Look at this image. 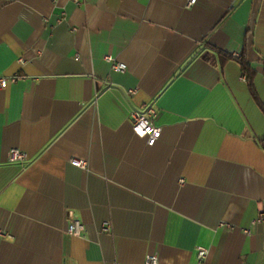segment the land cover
Wrapping results in <instances>:
<instances>
[{
	"label": "crops",
	"instance_id": "obj_1",
	"mask_svg": "<svg viewBox=\"0 0 264 264\" xmlns=\"http://www.w3.org/2000/svg\"><path fill=\"white\" fill-rule=\"evenodd\" d=\"M78 2L0 0V264H264V0Z\"/></svg>",
	"mask_w": 264,
	"mask_h": 264
},
{
	"label": "built area",
	"instance_id": "obj_2",
	"mask_svg": "<svg viewBox=\"0 0 264 264\" xmlns=\"http://www.w3.org/2000/svg\"><path fill=\"white\" fill-rule=\"evenodd\" d=\"M76 3H79L78 0H74ZM196 0H186L185 6H192ZM238 55V54H236ZM104 60L110 62L111 69L114 71H124L126 65L123 62L115 61L111 56H104ZM22 63L24 60L20 58L18 60ZM22 75L12 74L9 76L0 75V89L5 87L8 83L16 81L18 78H21ZM134 90H129L128 93L132 94ZM156 115V110L152 107H145L144 109H131L129 112V121L131 124V129L133 133L139 137H145L149 145L153 144L160 134V127L156 126L154 123V116ZM7 160L9 162H17L20 164H25L27 161V155L25 152L21 151L18 148H10L7 153ZM70 162L81 169L86 168V162L82 160L70 159ZM264 224V208L259 210L256 216L251 220L250 225L254 224ZM224 223H222L223 225ZM227 227L231 228L229 224ZM103 231L110 230V224L108 222L104 223L102 226ZM85 231L84 224L78 219H72L68 222L66 232L69 235L83 237ZM244 233H249V228H243ZM264 243V241H262ZM208 253V249L203 246L196 248V258L198 262H203L204 258ZM143 264H159L158 256L155 253L147 254L144 258Z\"/></svg>",
	"mask_w": 264,
	"mask_h": 264
},
{
	"label": "trees",
	"instance_id": "obj_3",
	"mask_svg": "<svg viewBox=\"0 0 264 264\" xmlns=\"http://www.w3.org/2000/svg\"><path fill=\"white\" fill-rule=\"evenodd\" d=\"M228 56L230 58H235L237 59L239 62H240V65L242 67V71L244 73V77H245V80L248 84V87L250 89V92L252 94V96L254 98H256V95H255V92H254V89H253V85H252V76H253V70L248 66V64L245 62V59H244V56H243V53L242 55L240 56H237V55H233V54H228ZM226 56V57H228Z\"/></svg>",
	"mask_w": 264,
	"mask_h": 264
}]
</instances>
